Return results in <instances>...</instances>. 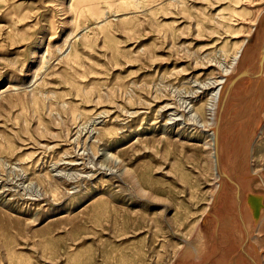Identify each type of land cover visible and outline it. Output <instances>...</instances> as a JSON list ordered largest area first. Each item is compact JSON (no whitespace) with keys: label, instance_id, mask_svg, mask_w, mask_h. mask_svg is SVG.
Returning a JSON list of instances; mask_svg holds the SVG:
<instances>
[{"label":"rangeland","instance_id":"1","mask_svg":"<svg viewBox=\"0 0 264 264\" xmlns=\"http://www.w3.org/2000/svg\"><path fill=\"white\" fill-rule=\"evenodd\" d=\"M232 64L264 176V0H0V264L203 259Z\"/></svg>","mask_w":264,"mask_h":264},{"label":"crops","instance_id":"2","mask_svg":"<svg viewBox=\"0 0 264 264\" xmlns=\"http://www.w3.org/2000/svg\"><path fill=\"white\" fill-rule=\"evenodd\" d=\"M246 76L234 81L224 95L219 154L222 177L226 182L213 206L214 213L212 210L204 221V234L199 238L204 258L191 264H263L264 249L259 241V230L263 217L260 209L264 208V176L251 159L252 139L259 122L249 123L246 118L252 111L250 105L229 107L240 98L244 84L241 82ZM235 108H243L241 115L246 119L241 125L234 119L239 113ZM250 116L252 118V114ZM196 250L199 254L198 247Z\"/></svg>","mask_w":264,"mask_h":264},{"label":"bare ground","instance_id":"3","mask_svg":"<svg viewBox=\"0 0 264 264\" xmlns=\"http://www.w3.org/2000/svg\"><path fill=\"white\" fill-rule=\"evenodd\" d=\"M65 42L67 43L68 40H66ZM243 50L244 49H240L239 52H238V54L236 55L235 62L238 61L236 64L240 63V61L242 60L243 55H244L243 54V52H244ZM233 65L234 64H232V66L230 67V69L228 71H226V73L221 78V80H219V82L215 84L217 86H216V88L214 89V91L212 93V99L213 100H212V103L210 104L211 106H210V110H209L211 112H214L215 109H217V108L218 109H222V111H223V108H224V105H223L224 104V95H225V93L227 91V88H228L229 84L227 86H225V85L228 82V78H229V75H230L231 70L233 68ZM210 119H212V118H209V120ZM219 129H220V127H218L217 129H215L214 131H212V133L209 134V137H210V140L212 141V145H211L212 146V150L214 151L213 157H214V161H215V170H216L217 174L221 178V167H220L221 165H220V154H219Z\"/></svg>","mask_w":264,"mask_h":264}]
</instances>
